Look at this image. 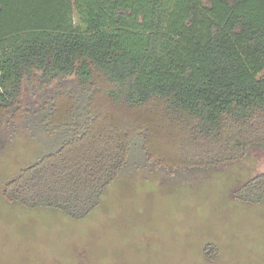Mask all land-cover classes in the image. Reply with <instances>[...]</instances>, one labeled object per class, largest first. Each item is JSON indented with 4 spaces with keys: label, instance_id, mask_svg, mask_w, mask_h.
<instances>
[{
    "label": "trees",
    "instance_id": "obj_1",
    "mask_svg": "<svg viewBox=\"0 0 264 264\" xmlns=\"http://www.w3.org/2000/svg\"><path fill=\"white\" fill-rule=\"evenodd\" d=\"M263 70L264 0H0V136L58 140L3 199L81 220L127 170L198 182L264 151ZM26 79L59 81L26 105ZM232 198L263 203L264 171Z\"/></svg>",
    "mask_w": 264,
    "mask_h": 264
},
{
    "label": "rangeland",
    "instance_id": "obj_2",
    "mask_svg": "<svg viewBox=\"0 0 264 264\" xmlns=\"http://www.w3.org/2000/svg\"><path fill=\"white\" fill-rule=\"evenodd\" d=\"M58 81L40 88L26 79L21 100L35 103ZM56 142L14 123L0 136V264H264V202L232 198L264 171V151L252 150L198 182L164 183L150 168L127 170L81 220L7 203L5 182ZM209 243L219 250L212 259Z\"/></svg>",
    "mask_w": 264,
    "mask_h": 264
}]
</instances>
